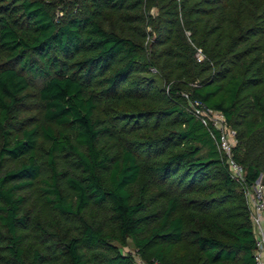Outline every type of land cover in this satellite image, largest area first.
<instances>
[{
  "label": "trees",
  "instance_id": "16d2710c",
  "mask_svg": "<svg viewBox=\"0 0 264 264\" xmlns=\"http://www.w3.org/2000/svg\"><path fill=\"white\" fill-rule=\"evenodd\" d=\"M193 100L264 184V0H0V264H254Z\"/></svg>",
  "mask_w": 264,
  "mask_h": 264
},
{
  "label": "built area",
  "instance_id": "2783aa9c",
  "mask_svg": "<svg viewBox=\"0 0 264 264\" xmlns=\"http://www.w3.org/2000/svg\"><path fill=\"white\" fill-rule=\"evenodd\" d=\"M201 57L199 55L200 59ZM189 110L209 129L218 150L224 156L229 177L239 185L243 193L255 240L254 264H264V184L262 178L259 177L253 184L247 183L245 169L234 160L233 156V147L236 143L235 130L226 123L221 112L205 107L198 100L190 102Z\"/></svg>",
  "mask_w": 264,
  "mask_h": 264
},
{
  "label": "rangeland",
  "instance_id": "374dc122",
  "mask_svg": "<svg viewBox=\"0 0 264 264\" xmlns=\"http://www.w3.org/2000/svg\"><path fill=\"white\" fill-rule=\"evenodd\" d=\"M55 12L58 15H60L59 14L60 13V6L56 7ZM155 12H156V9L155 8L149 7V13L150 14H155ZM28 99L31 100L32 102H35V100H36V88H35V86H32V88H30L28 90ZM34 106L35 105L31 104L30 105V108H34ZM121 250H122V252L124 254L130 253V254L134 255L135 264H147L145 261H143L142 259H140L138 256L135 255L136 252H135V249H134V247L132 246L131 243L128 242V245L126 247L122 248Z\"/></svg>",
  "mask_w": 264,
  "mask_h": 264
}]
</instances>
